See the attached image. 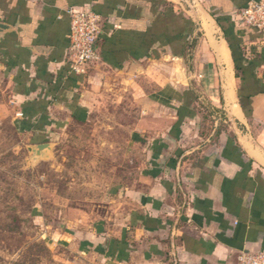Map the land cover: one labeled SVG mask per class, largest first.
Instances as JSON below:
<instances>
[{
  "label": "crops",
  "instance_id": "obj_1",
  "mask_svg": "<svg viewBox=\"0 0 264 264\" xmlns=\"http://www.w3.org/2000/svg\"><path fill=\"white\" fill-rule=\"evenodd\" d=\"M247 1L197 0L207 96L234 121L213 128L181 71L195 23L173 1L0 0V121L43 142L89 122L105 90L136 113L120 125L141 150L138 170L66 220L88 264H237L240 251L264 252V36L241 21ZM69 9L101 16L100 59L85 73L69 67Z\"/></svg>",
  "mask_w": 264,
  "mask_h": 264
},
{
  "label": "rangeland",
  "instance_id": "obj_2",
  "mask_svg": "<svg viewBox=\"0 0 264 264\" xmlns=\"http://www.w3.org/2000/svg\"><path fill=\"white\" fill-rule=\"evenodd\" d=\"M171 1L190 14L182 0ZM202 33L196 24V42L186 52L181 71L197 93L201 119L209 127L229 126L234 121L225 102L214 104L207 96L214 75L212 71L209 78L203 75ZM150 83L155 86L148 81V91ZM214 83L220 93L218 81ZM99 99L100 110L89 122L55 129L43 142L17 133L8 119L0 121V264H88V256L70 237L66 220L77 217V208L93 210L109 185L131 178L141 165V150L129 142V132L120 125L136 114L131 101L121 90L115 96L105 90ZM45 142L51 147L40 156L28 150Z\"/></svg>",
  "mask_w": 264,
  "mask_h": 264
},
{
  "label": "built area",
  "instance_id": "obj_3",
  "mask_svg": "<svg viewBox=\"0 0 264 264\" xmlns=\"http://www.w3.org/2000/svg\"><path fill=\"white\" fill-rule=\"evenodd\" d=\"M67 59L73 72L85 73L100 59L96 48L101 31V16L92 9H69ZM241 21L264 36V0H248L240 9ZM237 264H264L263 251H240Z\"/></svg>",
  "mask_w": 264,
  "mask_h": 264
},
{
  "label": "water",
  "instance_id": "obj_4",
  "mask_svg": "<svg viewBox=\"0 0 264 264\" xmlns=\"http://www.w3.org/2000/svg\"><path fill=\"white\" fill-rule=\"evenodd\" d=\"M189 8V11L191 13V16L195 23V29L193 32V35L196 32V24H199V18L197 17L198 10L202 11V8L200 5H198L197 0H182ZM3 26L0 24V27ZM51 147V142H45V143H39L34 144L30 147H28V150L32 151L36 155H42L44 152L48 151Z\"/></svg>",
  "mask_w": 264,
  "mask_h": 264
},
{
  "label": "bare ground",
  "instance_id": "obj_5",
  "mask_svg": "<svg viewBox=\"0 0 264 264\" xmlns=\"http://www.w3.org/2000/svg\"><path fill=\"white\" fill-rule=\"evenodd\" d=\"M206 27V26H205ZM228 52V51H227ZM221 56H222V54H221ZM220 57V56H219ZM223 58V57H222ZM221 58V59H222ZM225 60H227L226 58H225ZM226 62V61H225ZM229 64V63H228ZM228 64H226V65H228ZM230 68V67H229ZM230 80V79H229ZM232 84H230V86H231ZM232 91H233V89H232ZM231 97V96H230Z\"/></svg>",
  "mask_w": 264,
  "mask_h": 264
}]
</instances>
